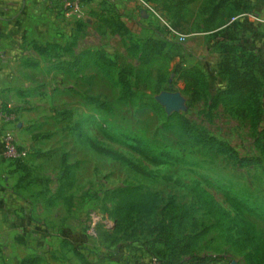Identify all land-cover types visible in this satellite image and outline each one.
<instances>
[{"label": "rangeland", "instance_id": "rangeland-1", "mask_svg": "<svg viewBox=\"0 0 264 264\" xmlns=\"http://www.w3.org/2000/svg\"><path fill=\"white\" fill-rule=\"evenodd\" d=\"M136 1L141 8L144 3ZM145 1L158 14L146 31L135 25L110 31V21L113 29L120 22H137L113 10L81 30L67 27L65 32L67 44L77 37L75 50L103 49L132 65L141 87L134 96L123 98L120 86L96 65L54 69L72 56L69 47L50 46L38 56L25 46L33 66L16 61L11 64L17 74L1 78L0 99L15 112L4 130L28 152L23 159L2 161L3 176L16 172L12 185L4 186L28 203L27 215L20 205L12 209L15 214L41 226L47 239L33 236L29 227L12 230L0 241V264H19L30 256L36 264H149L152 256L164 264H254L228 237L237 236L238 223L248 219L264 239V122L256 127L251 114L240 115L233 106L214 101L229 75L216 43L220 36L207 29L235 20L229 31L239 36V50L254 51L264 62V0H229L214 22L210 15L219 0H195L180 13L174 0ZM149 35L164 38L165 48L141 65L140 43ZM191 66L202 70L206 86L186 88L180 75ZM260 78L264 116V75ZM163 91L177 92L179 104L169 107L160 99ZM175 112L229 142L240 156L260 158L262 165L243 163L183 132ZM68 180L72 185L59 190ZM195 188L225 208L230 231L217 225ZM176 214L182 215L178 228ZM60 228L70 235L58 234ZM181 234L185 239L179 243ZM245 250L252 252L248 246Z\"/></svg>", "mask_w": 264, "mask_h": 264}, {"label": "trees", "instance_id": "trees-1", "mask_svg": "<svg viewBox=\"0 0 264 264\" xmlns=\"http://www.w3.org/2000/svg\"><path fill=\"white\" fill-rule=\"evenodd\" d=\"M195 0H174V6L176 11L180 13L189 3ZM229 0H219L215 6L214 12L210 15L211 21H216L218 17V10L226 4ZM239 4V3H237ZM226 20L219 21L214 27L207 29L212 31L220 39L216 42L219 44V48L224 53V65L225 70L229 75V81L226 87L218 90L214 96V101H221L223 104L231 105L235 108L236 112L240 115L251 114L253 123L258 127L264 122V116L261 108V101L259 97V88L261 86L260 76L264 75V62L254 52L248 50H239L241 45L238 43L239 36L235 32H230L232 23ZM111 31L119 32L118 30H126L125 23L120 22L118 27L112 28L111 21L108 23ZM165 48V40L160 37H147L140 43V64L147 65L151 63L158 55L163 53ZM242 49V48H241ZM92 63L98 66L103 72L104 76L109 80L114 81L120 86L121 94L123 98L134 96L138 90L141 89L138 73L135 68L130 64H123L121 61L110 56L103 49H86L84 50L78 62H61L60 67L78 65L81 68L82 65H88ZM68 70L67 68H65ZM131 76L135 77V80H131ZM187 82L186 88L192 89L196 85L206 86V79L201 69L191 66L182 69L181 75ZM174 116L177 118V126L185 133L193 135L197 140L203 141L211 147L216 148L219 152H228L234 155L241 162L246 164L262 165L260 158L251 156H240L235 148L227 141L221 140L214 135H211L207 130L198 128L194 125L184 114L175 112ZM68 170L65 173L68 176ZM72 185L71 181L61 183L59 190L63 189L64 185ZM197 195L202 201L204 207L208 210L209 214L216 218L217 225L221 228H225L227 231L231 230V220L229 219V213L225 208L217 204L213 200V196L202 188H195ZM135 206H144L140 203H135ZM182 220V215L176 214L174 216V223L176 227ZM185 239L184 234H181L179 243H182ZM228 240L231 241L239 253L245 255L249 262L254 264H264V239L260 237L258 228L255 222L245 219L238 223L237 236L229 234ZM251 247V251H246V247ZM74 247V246H73ZM78 249V247L75 246ZM160 259V264H164L163 259ZM37 258L26 257L23 258L19 264H36ZM200 261H193L191 264H197Z\"/></svg>", "mask_w": 264, "mask_h": 264}, {"label": "crops", "instance_id": "crops-1", "mask_svg": "<svg viewBox=\"0 0 264 264\" xmlns=\"http://www.w3.org/2000/svg\"><path fill=\"white\" fill-rule=\"evenodd\" d=\"M141 1L144 4L140 8L139 3L141 2L136 0H80L78 8L67 13L60 0H0V84L2 77L17 74V67L11 63L21 61L25 66H33V62L26 58L29 51H25V46H31V54L38 56L47 54L50 46H59L63 49L69 47L67 50L71 51L72 56L59 60L54 65V69L64 72L79 70L92 64L82 65L81 68H78V65L60 67L61 62H78L81 53L86 49H97L88 46L75 50V43L78 42L76 36L73 42L66 43L65 32L67 27L72 31L81 30L85 23L92 24L98 19V16L106 17L114 14V10L127 13L137 20L135 24L132 21L125 22L128 30L137 26L140 31H146L149 28L150 20L154 19V14H157V11L152 3L145 0ZM109 30L111 31L110 27ZM150 36L158 37L156 35H149L148 37ZM73 49L74 52H72ZM2 164L3 162L0 163V241L3 243V240L12 230L23 231L22 229H26V227L30 228L33 236L40 238V240L47 239V231L42 230L41 226L28 222L25 217L19 218L12 210L20 205L24 207L27 215L29 206L22 198L16 196L10 188L4 186L13 180L15 181L16 172L11 171L3 176ZM36 181L37 183L42 182L41 179ZM14 185L17 189V182H14ZM49 202L53 203L52 201ZM58 234L70 235L69 232L61 228ZM11 236L14 235L11 234Z\"/></svg>", "mask_w": 264, "mask_h": 264}, {"label": "built area", "instance_id": "built-area-1", "mask_svg": "<svg viewBox=\"0 0 264 264\" xmlns=\"http://www.w3.org/2000/svg\"><path fill=\"white\" fill-rule=\"evenodd\" d=\"M49 1V0H44ZM67 13L77 9L80 0H60ZM171 32L177 34L180 40L186 39V35L178 32L171 25L167 24ZM15 119V112L11 105L0 99V163L3 160H20L27 156V150L20 148L15 136L9 130H4V127ZM149 264H160V259L157 256H152L148 260ZM201 264V263H197Z\"/></svg>", "mask_w": 264, "mask_h": 264}, {"label": "water", "instance_id": "water-1", "mask_svg": "<svg viewBox=\"0 0 264 264\" xmlns=\"http://www.w3.org/2000/svg\"><path fill=\"white\" fill-rule=\"evenodd\" d=\"M160 99L167 103L169 107H176L181 98L177 92L163 91L160 95Z\"/></svg>", "mask_w": 264, "mask_h": 264}]
</instances>
